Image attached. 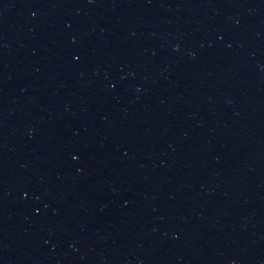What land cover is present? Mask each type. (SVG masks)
Here are the masks:
<instances>
[{"label":"water","instance_id":"obj_1","mask_svg":"<svg viewBox=\"0 0 264 264\" xmlns=\"http://www.w3.org/2000/svg\"><path fill=\"white\" fill-rule=\"evenodd\" d=\"M0 264H264V0H0Z\"/></svg>","mask_w":264,"mask_h":264}]
</instances>
